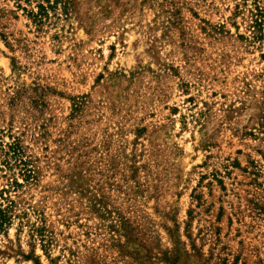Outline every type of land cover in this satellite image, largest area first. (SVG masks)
I'll return each mask as SVG.
<instances>
[{"label": "rangeland", "instance_id": "rangeland-1", "mask_svg": "<svg viewBox=\"0 0 264 264\" xmlns=\"http://www.w3.org/2000/svg\"><path fill=\"white\" fill-rule=\"evenodd\" d=\"M24 6L0 0V264H264V0Z\"/></svg>", "mask_w": 264, "mask_h": 264}, {"label": "trees", "instance_id": "trees-1", "mask_svg": "<svg viewBox=\"0 0 264 264\" xmlns=\"http://www.w3.org/2000/svg\"><path fill=\"white\" fill-rule=\"evenodd\" d=\"M25 1H31V0H25ZM69 0H36V7L37 9H28L26 6L23 7L24 10L27 11L28 15L30 18L35 22V23H43L45 20H47L50 17V11H55V9L59 5H63L62 8L64 12L67 10V4ZM9 148L12 149L14 148V145L11 144L9 145ZM14 153H15V149ZM30 171V169H29ZM27 177L30 176V174H26ZM14 185H20L18 181H13ZM0 198L5 199L6 203L1 201L0 202V227L3 226L5 223H9L11 219V215H13V208L12 204L14 201L10 198H5L3 197V191H0Z\"/></svg>", "mask_w": 264, "mask_h": 264}]
</instances>
